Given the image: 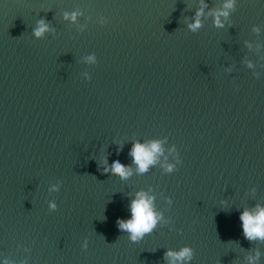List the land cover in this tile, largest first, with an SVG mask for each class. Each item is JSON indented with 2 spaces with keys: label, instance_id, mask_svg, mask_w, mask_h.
Segmentation results:
<instances>
[{
  "label": "water",
  "instance_id": "water-1",
  "mask_svg": "<svg viewBox=\"0 0 264 264\" xmlns=\"http://www.w3.org/2000/svg\"><path fill=\"white\" fill-rule=\"evenodd\" d=\"M262 209L264 0H0V264H264Z\"/></svg>",
  "mask_w": 264,
  "mask_h": 264
},
{
  "label": "clouds",
  "instance_id": "clouds-1",
  "mask_svg": "<svg viewBox=\"0 0 264 264\" xmlns=\"http://www.w3.org/2000/svg\"><path fill=\"white\" fill-rule=\"evenodd\" d=\"M192 27H199V21L192 25ZM44 31H46V26L41 22L40 27L35 31V35L40 36ZM159 151L160 145L156 142H153L150 147L139 143L134 145L132 156L141 172L146 171L148 166L155 162V154ZM112 171L121 176L127 175L125 166L119 162L113 164ZM131 213V219L119 221V226L122 230L129 231L132 234L131 238L133 240L151 231L157 222L151 201L143 194H139L138 198L132 202ZM241 220L243 221L245 235L249 239L257 237L264 239V209L260 210L256 215L245 211L241 214ZM167 255L175 257L176 259L190 258L191 250L185 248L179 253L168 252Z\"/></svg>",
  "mask_w": 264,
  "mask_h": 264
}]
</instances>
